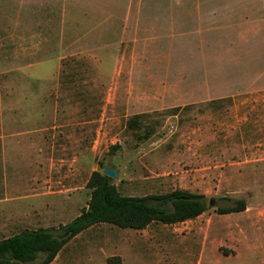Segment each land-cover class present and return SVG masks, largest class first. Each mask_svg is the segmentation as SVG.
<instances>
[{
	"label": "rangeland",
	"instance_id": "rangeland-1",
	"mask_svg": "<svg viewBox=\"0 0 264 264\" xmlns=\"http://www.w3.org/2000/svg\"><path fill=\"white\" fill-rule=\"evenodd\" d=\"M108 167L208 209L91 226L50 264H264V0H0V240L59 233Z\"/></svg>",
	"mask_w": 264,
	"mask_h": 264
},
{
	"label": "trees",
	"instance_id": "trees-1",
	"mask_svg": "<svg viewBox=\"0 0 264 264\" xmlns=\"http://www.w3.org/2000/svg\"><path fill=\"white\" fill-rule=\"evenodd\" d=\"M116 148L112 146L113 151ZM87 186L91 189L88 207L61 226L59 233L40 227L1 239L0 264H50L72 238L100 223L143 229L153 222L175 224L191 220L208 209L205 195L184 189L142 197L122 195L113 179L99 170L93 171ZM245 209L246 201L242 199L218 210L231 213Z\"/></svg>",
	"mask_w": 264,
	"mask_h": 264
},
{
	"label": "water",
	"instance_id": "water-1",
	"mask_svg": "<svg viewBox=\"0 0 264 264\" xmlns=\"http://www.w3.org/2000/svg\"><path fill=\"white\" fill-rule=\"evenodd\" d=\"M104 174L111 177L112 179H116L118 177V173L117 171L112 168V167H108L104 169ZM210 206H214V202L213 200H211V202L209 203Z\"/></svg>",
	"mask_w": 264,
	"mask_h": 264
}]
</instances>
